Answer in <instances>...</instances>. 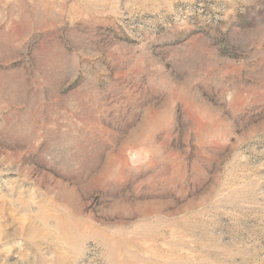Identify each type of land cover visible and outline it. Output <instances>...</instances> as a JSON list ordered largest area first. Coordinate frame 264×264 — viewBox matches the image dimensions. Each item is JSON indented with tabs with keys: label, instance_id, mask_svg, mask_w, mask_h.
Masks as SVG:
<instances>
[{
	"label": "rangeland",
	"instance_id": "1",
	"mask_svg": "<svg viewBox=\"0 0 264 264\" xmlns=\"http://www.w3.org/2000/svg\"><path fill=\"white\" fill-rule=\"evenodd\" d=\"M0 264H264V0H0Z\"/></svg>",
	"mask_w": 264,
	"mask_h": 264
}]
</instances>
